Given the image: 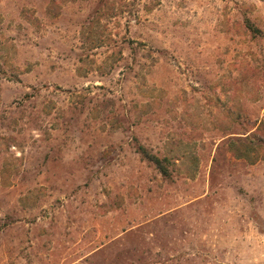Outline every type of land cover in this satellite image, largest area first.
<instances>
[{
  "label": "rangeland",
  "instance_id": "374dc122",
  "mask_svg": "<svg viewBox=\"0 0 264 264\" xmlns=\"http://www.w3.org/2000/svg\"><path fill=\"white\" fill-rule=\"evenodd\" d=\"M0 264H264V0H0Z\"/></svg>",
  "mask_w": 264,
  "mask_h": 264
},
{
  "label": "trees",
  "instance_id": "16d2710c",
  "mask_svg": "<svg viewBox=\"0 0 264 264\" xmlns=\"http://www.w3.org/2000/svg\"><path fill=\"white\" fill-rule=\"evenodd\" d=\"M248 27L250 28L251 31L255 30L251 27V24H248ZM137 150L145 159L152 162L162 175L164 176L168 175L167 167L163 164V160L165 159H160L155 154L149 153L147 149H145V147L142 145H139L137 147Z\"/></svg>",
  "mask_w": 264,
  "mask_h": 264
}]
</instances>
